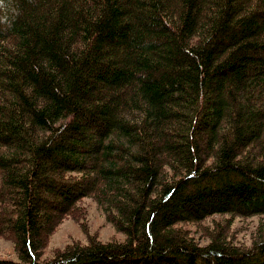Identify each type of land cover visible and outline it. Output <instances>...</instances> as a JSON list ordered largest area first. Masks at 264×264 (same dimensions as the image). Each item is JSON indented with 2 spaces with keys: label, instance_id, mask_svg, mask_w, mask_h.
I'll return each instance as SVG.
<instances>
[{
  "label": "trees",
  "instance_id": "16d2710c",
  "mask_svg": "<svg viewBox=\"0 0 264 264\" xmlns=\"http://www.w3.org/2000/svg\"><path fill=\"white\" fill-rule=\"evenodd\" d=\"M255 216L264 0H0V264H264ZM67 218L88 241L43 257Z\"/></svg>",
  "mask_w": 264,
  "mask_h": 264
},
{
  "label": "rangeland",
  "instance_id": "374dc122",
  "mask_svg": "<svg viewBox=\"0 0 264 264\" xmlns=\"http://www.w3.org/2000/svg\"><path fill=\"white\" fill-rule=\"evenodd\" d=\"M84 205L88 209V229L90 234L97 235L102 241L111 239L123 240L125 234L118 231L105 218L104 213L98 204L91 198L83 200ZM227 216L224 214H215L204 221V224H210L213 219L223 220ZM263 217H236L233 222V229H236L237 239L240 242L251 244L252 233L256 231V227ZM191 232L198 237L201 243H207L208 239L201 234V228L193 223L185 225ZM73 240H80L82 242L88 241V234L83 230L82 226L74 219H65L50 237V240L44 249L43 257L51 255L55 248L64 247ZM0 258H10L17 260V252L11 240L0 237Z\"/></svg>",
  "mask_w": 264,
  "mask_h": 264
}]
</instances>
